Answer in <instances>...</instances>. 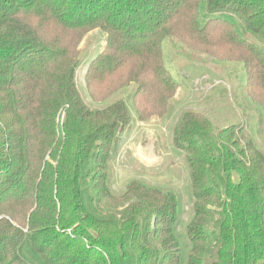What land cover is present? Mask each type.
<instances>
[{"label": "trees", "instance_id": "16d2710c", "mask_svg": "<svg viewBox=\"0 0 264 264\" xmlns=\"http://www.w3.org/2000/svg\"><path fill=\"white\" fill-rule=\"evenodd\" d=\"M170 39L241 65L256 125L186 112L172 137L186 199L138 178L116 193L124 128L168 116L181 84ZM262 100L264 0H0V264H264Z\"/></svg>", "mask_w": 264, "mask_h": 264}, {"label": "rangeland", "instance_id": "374dc122", "mask_svg": "<svg viewBox=\"0 0 264 264\" xmlns=\"http://www.w3.org/2000/svg\"><path fill=\"white\" fill-rule=\"evenodd\" d=\"M105 39L102 31L94 30L79 44L84 56L76 70V84L84 98L87 64L102 51ZM163 46L168 68L181 84L170 99L168 116H149L143 121L133 118L124 128L113 167L114 190L120 193L129 179L138 178L149 183H168L186 199L187 169L184 158L172 147L173 131L183 114H199L203 120L209 121L214 131L237 127L251 132L256 119L252 117L249 122L247 119L253 115L251 105L244 98L245 77L241 65L202 54L193 58V51H183L178 40H166ZM120 95L123 96L119 93L117 97ZM262 102L264 104V100ZM97 107L103 108V105Z\"/></svg>", "mask_w": 264, "mask_h": 264}]
</instances>
